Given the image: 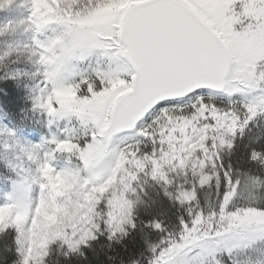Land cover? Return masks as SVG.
<instances>
[{
    "label": "snow or ice",
    "instance_id": "obj_1",
    "mask_svg": "<svg viewBox=\"0 0 264 264\" xmlns=\"http://www.w3.org/2000/svg\"><path fill=\"white\" fill-rule=\"evenodd\" d=\"M25 2L20 23L35 33L62 26L23 48L43 66L37 104L50 123L76 124L46 141L42 159L41 145L25 149L47 183L25 175L0 203L18 264H104L101 253L115 264L105 250L117 246L119 264H264V0ZM55 152L76 168L57 171ZM51 176L78 185L80 199L57 205L56 230L34 254L22 232Z\"/></svg>",
    "mask_w": 264,
    "mask_h": 264
},
{
    "label": "rangeland",
    "instance_id": "obj_2",
    "mask_svg": "<svg viewBox=\"0 0 264 264\" xmlns=\"http://www.w3.org/2000/svg\"><path fill=\"white\" fill-rule=\"evenodd\" d=\"M30 15V7L25 0H12L11 4L5 3L0 9V27L11 23L10 28L3 35H0V57L4 56L5 52L9 55L0 60V65H3L7 74L17 80L26 91L30 105L38 108L39 112L48 113L40 108L37 104V97L40 95L39 81L41 79L38 74L42 69V65L38 62V55L23 51L25 45L33 43V37L45 40L47 37L54 35L62 30V26L50 25L41 33H35L34 30L21 21H26ZM52 118H49V121ZM76 124L75 120L69 122L66 119H57L51 122L54 130V135L62 137L64 129ZM48 137L36 130L29 129L24 125H17L0 106V157L2 162L10 169L12 177L11 182H4L0 179V203L7 202L10 195L15 194L20 186L23 176H37L38 161L30 160L25 152V149L30 145H41L38 159H42L50 150L51 145L46 141ZM64 157L55 152L51 157V162L57 169H75L77 161L74 155L68 152H61ZM51 175V173L49 174ZM42 182L47 183L42 178ZM58 180L64 181L63 184ZM71 181L63 176H51V183L46 191L43 192L47 204L42 209L40 215L35 221L29 215L22 232V241L27 247L29 237L32 238L33 244L36 246L33 249L36 254V249L40 246V241L44 235H50L55 232L56 228L49 229V225L55 226L56 217L61 214V209L58 204L71 203L80 199L81 189L78 185L70 188ZM68 193V195H62ZM42 195L41 189L33 185L29 190V197L32 200V209H35L36 202ZM4 221V220H3ZM3 221H0L2 223ZM33 224L35 231H33ZM59 246V241L56 243ZM18 247V245H17ZM35 259V255H34Z\"/></svg>",
    "mask_w": 264,
    "mask_h": 264
},
{
    "label": "trees",
    "instance_id": "obj_3",
    "mask_svg": "<svg viewBox=\"0 0 264 264\" xmlns=\"http://www.w3.org/2000/svg\"><path fill=\"white\" fill-rule=\"evenodd\" d=\"M28 98H26V91L23 86L15 79L7 74L3 65H0V105L6 111L7 115L17 124L24 125L26 127L36 129L44 133L48 139L54 135V130H51L52 125L49 121L50 116L39 112L38 108H34L30 105ZM59 156L64 157L61 152H57ZM76 159V158H74ZM10 169L2 162L0 157V179L4 182H11L12 179ZM151 194V192H150ZM147 199V197H145ZM15 232L9 230L8 233L0 237V254L4 255V259H0V264H18L19 253L17 251V245L14 241ZM56 253L59 252V246L56 244L53 246ZM108 255L116 256L115 264H119L121 254L119 246L115 252L105 250ZM55 253H53L54 255ZM125 261L129 257L124 254ZM101 260L104 264H110L107 260V256L101 253ZM95 264V261L93 262Z\"/></svg>",
    "mask_w": 264,
    "mask_h": 264
},
{
    "label": "clouds",
    "instance_id": "obj_4",
    "mask_svg": "<svg viewBox=\"0 0 264 264\" xmlns=\"http://www.w3.org/2000/svg\"><path fill=\"white\" fill-rule=\"evenodd\" d=\"M59 183L63 184L64 181L58 180ZM8 216V209L7 208H0V221H3Z\"/></svg>",
    "mask_w": 264,
    "mask_h": 264
}]
</instances>
